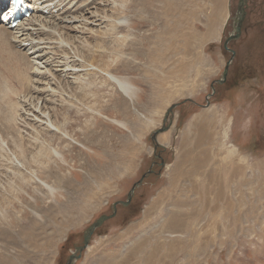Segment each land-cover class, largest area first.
I'll use <instances>...</instances> for the list:
<instances>
[{"label": "rangeland", "instance_id": "1", "mask_svg": "<svg viewBox=\"0 0 264 264\" xmlns=\"http://www.w3.org/2000/svg\"><path fill=\"white\" fill-rule=\"evenodd\" d=\"M83 1L86 0L71 3L75 8L83 6ZM93 2L87 6L89 9H82L86 11L78 10L77 16L85 19L72 24L80 31L74 30L70 35L72 41L88 46L95 53L94 58L79 55L74 42L62 37L59 29L36 27L45 33L29 38L36 39V47L40 39L50 37L52 40H44L40 48L55 53L51 46L64 47L70 54L69 61L77 60L86 66L80 69L82 86L61 92L54 86L46 89L54 93L48 97L53 100L48 106L58 109V122L69 131L74 130L77 140L89 144L91 153L75 144L69 148L67 140L62 144L56 140L53 145L69 157V165L63 168L56 161L49 162L45 153L51 147L50 141L55 140L54 133L47 134L45 125L41 128L37 124L27 134L20 118L19 128L0 135V264H66L74 247L82 244L86 228L101 215L111 214L115 202L126 201L133 185L143 176L146 177L131 205L118 206L117 216L96 231L75 264H104L108 259L126 257L130 259L128 264H133V247L141 241L140 246L149 248V252L161 242L169 245L165 246L166 251L169 247H201L203 253L198 249L192 251L193 256L182 252L172 264H264V23L254 28L249 17L241 37L230 43L236 55L227 84L221 86L215 82L232 55L223 46L232 31V23L224 29L229 0ZM237 4L238 0H231L234 14ZM59 9L44 16L52 17ZM133 19L142 23L135 33L129 28L115 33L111 26L116 23L124 28ZM14 31L17 36L24 33L21 29ZM125 36L128 47L120 51L119 44ZM21 39H26V35ZM0 42V49L7 51L8 56L10 49L15 48L13 60L0 50L1 76L14 69L24 72L27 68L15 65L16 62L21 61L24 66L26 57L43 53L31 54V41L19 46L3 36ZM101 54L113 65L120 62L117 70L121 75L142 82L144 96L140 102H131L111 83L102 84L104 80L98 73L102 68ZM62 66L68 67L64 62ZM93 72L98 74L92 75ZM213 83L215 93L209 98ZM90 85L105 87L101 103L90 97ZM31 91L17 97L11 92L10 106L0 103V110L7 112L10 108L12 113L11 107H15L18 97L19 102L27 97L32 103ZM116 94L120 96L114 97ZM109 98H114V102L107 101ZM188 99L191 101L185 102ZM104 100L106 112L111 113L110 121L98 119L100 123L96 120L99 117L92 116L91 108L101 110ZM41 103L42 100L39 106ZM173 104L181 105L170 117L169 130L158 135L161 146L155 153L152 133L162 127L165 113ZM86 110L90 111L88 119L83 113ZM67 113H72L71 117ZM113 118L124 121L127 128H119ZM3 121L0 120V130ZM21 125L23 129L18 130ZM85 127L91 131L86 137ZM199 129L203 134L202 146L194 139L195 130ZM19 131H24L25 137ZM16 141L28 144L26 148L31 151L27 156L19 154L14 146ZM195 157V165L188 162ZM31 160L39 162L31 167ZM38 174L54 191L35 181ZM173 218L171 229L168 222ZM177 226L181 229H174ZM196 233L202 237L197 238ZM158 257L161 258L159 254Z\"/></svg>", "mask_w": 264, "mask_h": 264}, {"label": "bare ground", "instance_id": "2", "mask_svg": "<svg viewBox=\"0 0 264 264\" xmlns=\"http://www.w3.org/2000/svg\"><path fill=\"white\" fill-rule=\"evenodd\" d=\"M43 3H46L48 4V6L50 7L51 9V13H53V10L56 8V10L58 8H60L57 12L56 15H52V17H47V16H44L45 14L40 11V7L39 6H36L35 4L33 5V8L35 10L34 12V16L32 19H28V20H25V23L22 24V26L20 27L21 31H23L24 33L19 36H17L16 34L18 33H15L14 30H11L10 26L8 25H5L3 23H0V39L5 36V37H8V39L11 40V42L15 43V44H19V46H22L23 43H26V42H30L31 41V45L34 44V40L36 39H29L30 37L33 36V34L37 33L39 35H43L45 32L39 30L41 27L43 28L44 26H46V29L49 27L50 28H53V29H59V32H63V35L62 37H67L69 40L73 39L72 36L70 35L72 32H74V30H76L75 26L73 27L72 24H76L77 22H79V19H82L84 18V16L80 17V16H77V12L78 10H82L84 9L85 7L89 9L90 6H92L94 4V0L90 2V0H86L85 3L84 1L82 3H84V5L82 6H73V4L71 3L72 0H58L56 2V0H42ZM82 1V0H81ZM89 6V7H87ZM65 9V10H64ZM87 9L85 10H82L83 11H86ZM65 12V14H68V15H64L63 13ZM88 12V11H87ZM125 12V11H124ZM123 12V14H124ZM39 13V15H38ZM9 14V13H8ZM7 14V15H8ZM36 18V20H34ZM47 18H49V20H47ZM52 18V20H51ZM196 18V17H195ZM85 19V18H84ZM228 19V18H227ZM125 21H127L126 19H123ZM83 22V21H82ZM140 21L136 20V19H133V20H128V24L125 25V27L123 28V25L120 26L119 24H111L113 30H115V33H117L116 31H119V30H124L125 28H129L131 29L134 33L136 31L139 30L141 24L139 23ZM38 23V24H37ZM10 25V24H9ZM144 25V24H143ZM19 26V25H18ZM36 27L39 29H36ZM79 30V29H77ZM77 30L75 31V33L77 32ZM80 31V30H79ZM49 36L53 33H47ZM81 34V33H80ZM194 34V33H193ZM24 35H26V39H21V37H23ZM47 35V36H48ZM46 37V36H45ZM53 37V35H52ZM34 38V37H33ZM79 39H81L80 37H77ZM124 40L121 41V43L119 44L120 46V51H123L124 49H126L128 46H127V38L126 36L125 37H122ZM39 36H38V40H39ZM5 40V39H4ZM44 40H52L50 37L49 39H40V42L39 44H37V48L33 45L32 49H34L33 53L31 54H36V53H39V52H43L41 53L40 55L37 54L36 56L34 57H26L25 61H26V64H23L21 63V61H19L18 63L16 62L15 65H21L22 68L25 67L27 68L26 70H23L24 72H22V70H18L16 71L14 69V71H9L10 74H7L5 76H1L0 74V103L1 105L3 104L4 105H9L11 104V98H10V94L12 92L13 95H15L16 97L19 96V94L25 92L26 94L27 93H30L29 91L32 89L31 91V96H34V101L32 103H29L31 101V98H29V100L27 99V97H23L20 102L18 100V98H16L15 100V107H11V110L13 111L12 113L9 111L6 112L4 109V111L2 110L3 112V116L0 115V120H4L5 119V122L3 123V126H1L2 130H0V135L1 136H4L6 134H11L10 132L13 131L12 128L13 127H18L19 128V125L17 122L20 121L21 119V123H23L24 127L21 125V128L18 129V130H21V129H25L26 130V133L27 132H30L31 130H34L33 128L36 127L37 124H39L41 127V125H45V127L47 128V134L48 133H54V136H52V139L55 138V140H51L50 141V145L51 147L46 149L47 152L45 153V155H47V160L49 162H54L56 161L57 164L60 165V167H65L69 165V161H68V158L66 157L65 154H63L58 148L60 147H55L53 144L54 142H56V140H58V143L59 144H62L61 142L62 141H68L69 145L68 147L69 148H73L71 147V145L74 146L77 145L78 147L80 146V148L88 151L91 153V150L89 149L88 145L89 144H85V143H82L80 142V140H77V138H79L77 136V138H75L76 136V133H74V130L73 131H69L66 127V125H61L58 121L61 117V115L58 113V109H55V108H50L48 105H50L53 100L51 98H48V97H53L54 93H50L49 89H46L48 87H53L54 88H57V89H60V92H61V89H64L65 91V88H72V87H75V85H81L82 82L84 81L81 77H80V73H81V70L80 69H83L85 68L86 66L83 64V63H80L79 61L77 60H72V61H69V52L66 48L64 47H59L58 46H54L53 44H44L46 45V47L49 45H53L51 46L54 47V50H55V53H50V52H47V49L44 50L43 48H40V44H43L42 42ZM7 41V40H6ZM55 41V40H54ZM72 41V40H71ZM74 41H72L73 43ZM120 41H118L119 43ZM1 43V42H0ZM3 43V42H2ZM5 43V42H4ZM103 43V42H102ZM105 43V42H104ZM14 45V44H13ZM74 45H76V49L80 54H84V56H89L91 55V57H95V53L92 52V50L86 46V45H83L82 43H79L77 44L76 42H74ZM5 45H3L2 47H4ZM12 46V44H11ZM15 47V46H14ZM42 47H44L42 45ZM186 47H187V44H186ZM18 48V47H17ZM51 48L49 47V49L51 50ZM1 50V49H0ZM9 50V49H8ZM12 53L11 56H8L7 54V51H4L3 49L1 50V52L6 56L7 59L12 60L15 59L14 58V53L12 51V49H10ZM18 51V50H17ZM20 51V50H19ZM117 51V50H116ZM119 51V50H118ZM15 52V51H14ZM113 52V51H112ZM187 52V51H186ZM18 53V52H17ZM51 54V57H50V54ZM64 53L66 55H64ZM27 54V53H26ZM64 55L63 57L61 56ZM18 56V55H17ZM23 56V54L21 55ZM30 56V55H29ZM83 56V55H82ZM83 56V57H84ZM186 55H184L185 57ZM82 57V58H83ZM103 57H105L104 54H101L100 55V61H99V68L101 70L98 71L99 76L101 78H103L104 81H102V84H108V83H111L115 86H117L120 90H122L125 95L127 96V98L131 101V102H140L142 99H143V89L140 85V83L142 84L141 81H139L138 78H130L128 76L124 77L123 75H121L122 73H120L117 68H118V63H116L115 65H113V63H110L108 62V60H104ZM183 57V58H184ZM1 58V57H0ZM85 58V57H84ZM186 58V57H185ZM5 59V60H7ZM23 59V58H22ZM71 59V58H70ZM1 60V59H0ZM8 61V60H7ZM18 61V60H17ZM11 62V61H10ZM23 62V61H22ZM65 63L68 67L66 66H62V63ZM6 63V61H5ZM14 63V62H13ZM12 63V64H13ZM9 64V63H7ZM6 64V66H7ZM11 64V63H10ZM54 64H56V66H54ZM122 64V63H121ZM44 65V66H43ZM2 66V65H1ZM14 66V65H13ZM56 67V68H52V67ZM17 67V66H16ZM1 68V67H0ZM8 68V67H7ZM11 68V67H10ZM13 68V67H12ZM15 68V66H14ZM19 68V67H17ZM183 70L185 69V67H182ZM6 69V68H5ZM9 69V68H8ZM4 70V69H3ZM2 70V71H3ZM1 71V70H0ZM98 73H95V74H98ZM94 72L92 75H95ZM124 74V73H123ZM126 74V73H125ZM124 74V75H125ZM86 76V75H85ZM52 77V78H50ZM107 79H106V78ZM183 77V76H182ZM197 77V76H196ZM7 78V79H6ZM16 83V84H14ZM12 85L14 86V89L16 87L15 90H12ZM16 85V86H15ZM110 85V84H109ZM144 85V84H143ZM82 86V85H81ZM89 90L92 92V96L90 97H95V103H101L103 101V98L102 96L105 95V87L104 86H100V87H96V88H92V86L90 85L89 86ZM68 90V89H67ZM66 90V92H67ZM73 90V89H72ZM49 92V93H48ZM59 92V91H57ZM63 92V91H62ZM75 94H76V91L74 90ZM46 93L49 94V96L45 97L46 96ZM65 93V92H64ZM82 96H86L85 94H80ZM120 95L116 94V96L114 97H118ZM7 97V98H6ZM55 97V96H54ZM42 100V103H41V106H39L40 104V101ZM67 100V99H66ZM107 101L109 102H114V98H109ZM106 100H104V102L102 104H100V108L101 110H93L94 108L92 107L91 108V113L93 114L92 116L93 117H99L97 118L96 120L99 121L98 119H102V120H109L110 121V115L111 113L109 112H106L107 110V106L105 105L107 103ZM13 103V102H12ZM34 105V106H32ZM1 107V106H0ZM6 107V106H5ZM13 108V109H12ZM0 110V111H1ZM90 110V109H88ZM84 111V115L86 116L85 118L88 119L90 117V111ZM121 111V110H120ZM1 112V113H2ZM78 113V111L76 112ZM109 113V114H108ZM121 113V112H120ZM68 114V117H71V114L72 113H67ZM94 114H97V115H94ZM79 115V114H78ZM78 117V116H76ZM115 117V116H114ZM20 118V119H19ZM54 118V120H53ZM59 118V119H58ZM113 123L117 124L118 127L120 128L121 127H125L127 128V125L126 123H124V121L122 122L121 120H117V119H112ZM75 121V120H74ZM101 123V121H99ZM196 126V128H198L197 126L198 125H194ZM23 127V128H22ZM38 127V128H39ZM77 127V126H76ZM42 128V127H41ZM44 128V127H43ZM8 129V130H7ZM87 129V127L84 128V131ZM45 130V129H44ZM24 131H19L20 134H22L24 137L25 135L23 134ZM33 132V131H32ZM43 132V131H42ZM90 129L86 130L84 135L86 137V134L87 133H90ZM195 143H197V145L199 146H202L200 143L203 141V134L201 133L200 129L199 130H195ZM36 133V132H35ZM78 133V132H77ZM28 134V133H27ZM41 134V133H40ZM21 135V136H22ZM33 135V134H32ZM31 135V136H32ZM39 135V134H38ZM53 135V134H52ZM43 136V135H42ZM13 137L11 136L10 139H12ZM28 138V137H27ZM30 138V137H29ZM33 138V137H32ZM35 138V136H34ZM45 138V137H44ZM47 138V137H46ZM6 139V138H5ZM95 140V138H93ZM41 140V139H40ZM92 140V139H91ZM4 141V140H3ZM2 141V142H3ZM30 141V140H29ZM33 140L31 139V142ZM86 141V140H85ZM93 141V140H92ZM11 142V141H10ZM14 142V141H13ZM34 142V141H33ZM37 142L38 139H37ZM78 143V144H77ZM3 144V143H2ZM9 144V142H8ZM33 144V143H32ZM43 144V143H42ZM28 145V144H27ZM25 143H21L19 141H16L15 143V147L18 149V152L20 155H22L23 157L24 156H27V154L31 151L28 148H26L27 146ZM57 145V143H56ZM66 145V144H65ZM205 145V144H203ZM13 146V147H14ZM206 146V145H205ZM0 148L1 145H0ZM31 148V147H30ZM68 148V149H69ZM199 148V147H198ZM5 149V148H4ZM11 150V149H10ZM97 150V149H96ZM12 153H13V150H11ZM80 151V150H78ZM8 152V151H7ZM194 152V151H193ZM192 152V153H193ZM32 154V153H31ZM43 154V153H42ZM191 154V153H190ZM31 156V155H30ZM193 156V155H192ZM195 156V154H194ZM197 156V155H196ZM13 157V156H11ZM18 157V156H16ZM37 157V156H36ZM45 157V156H44ZM27 158V157H26ZM30 158V157H29ZM190 158V157H189ZM8 159V158H7ZM6 159V160H7ZM10 159V158H9ZM12 159V158H11ZM24 159V158H23ZM28 159V158H27ZM196 159L197 157L195 158H192V159H188V162H191L192 164L196 163ZM18 160V159H17ZM21 160V159H19ZM25 161V160H24ZM34 161V162H33ZM4 162V161H3ZM23 162V161H22ZM31 162V163H30ZM35 162H39L38 160H31V161H28V163L30 165L28 166H31L33 167V164ZM21 163V162H20ZM33 163V164H32ZM44 163V162H43ZM42 163V165H43ZM47 163V161L45 162ZM24 164V162H23ZM41 164V163H40ZM45 165V164H44ZM52 166V164H51ZM50 166V167H51ZM59 167V169H60ZM17 168V167H16ZM20 168V167H18ZM17 168V169H18ZM26 168V167H24ZM22 168V169H24ZM27 169V168H26ZM35 169V168H32V170ZM28 170V169H27ZM50 170V169H49ZM53 170V169H52ZM62 170V168L60 169ZM21 172V171H20ZM23 172V170H22ZM21 172V173H22ZM31 172V171H30ZM40 172V171H39ZM45 172V171H44ZM43 172H40V174L42 175ZM36 174V173H35ZM30 175H33L32 172L30 173ZM22 176V175H21ZM37 176V175H36ZM25 177V176H24ZM36 178V177H35ZM25 180V179H24ZM209 180V179H208ZM27 181V179H26ZM38 183H40L42 186L44 187H47L46 189L50 188L52 191H54V189L52 187L49 186V184L47 182L44 181V179L42 178V176L40 177V175L38 174L36 180ZM25 182V181H24ZM28 182V181H27ZM36 182V183H37ZM32 183V182H31ZM34 183V184H36ZM52 194V193H51ZM207 198V197H206ZM204 201V200H203ZM154 208V207H153ZM213 210V209H212ZM156 211V210H155ZM2 216H4V214L2 213ZM177 217V216H176ZM184 217V216H183ZM181 217V218H183ZM178 219V218H177ZM173 220L174 218L168 222V226L169 228H171V225L173 223ZM184 220V219H183ZM181 222V221H179ZM185 222V221H184ZM182 222V223H184ZM214 222V221H213ZM176 223V222H175ZM198 223V222H197ZM180 224V223H178ZM189 224V223H188ZM215 224V222H214ZM164 226V225H163ZM167 226V225H166ZM189 226V225H188ZM187 227V226H186ZM141 229V228H140ZM167 229V228H166ZM173 229V228H171ZM174 229H181L179 228V226L175 227ZM165 230V229H164ZM186 230V229H185ZM170 232V230H168ZM184 232V231H183ZM182 232V233H183ZM208 232V231H207ZM170 233H176L175 231H171ZM194 233V232H192ZM162 234V233H161ZM198 234V233H196ZM181 235V234H180ZM202 234H198L197 235V238H199ZM183 236V235H182ZM202 237V236H201ZM196 238V237H195ZM196 238V239H197ZM186 239V238H185ZM191 239V238H190ZM149 239H147L146 241H148ZM198 240V239H197ZM174 241V240H173ZM178 241V240H177ZM195 241V240H194ZM203 241V240H202ZM142 242L141 241L140 243H138V246H134L132 251L133 254H135L136 258H133L134 256H132L131 254V257L133 259H135V262L133 264H172L171 261H173L174 259H177L176 257H178L182 252H186L190 255L193 256V250H196L198 249L200 253H203L201 247L199 245L196 244V246H194L192 249L189 248V246H185L183 247L182 250H178L177 247L176 249L174 247L170 248L169 247V250L166 251V247L165 246H169L168 244H165V243H162L159 244V247L157 248H153L154 250L153 251H150L149 252V248L147 247H141L140 245H142ZM162 244H165L164 245V248ZM147 245V244H146ZM171 245V244H170ZM181 245V244H180ZM150 246V245H149ZM148 246V247H149ZM182 248V247H181ZM147 249V252H145L144 250ZM205 250V249H204ZM129 254V253H128ZM158 254L161 258L158 257ZM198 254V253H197ZM129 258H122L121 260L120 259H108L107 262H105L104 264H128L129 263ZM189 260V259H188ZM131 263V262H130ZM132 264V263H131Z\"/></svg>", "mask_w": 264, "mask_h": 264}, {"label": "water", "instance_id": "3", "mask_svg": "<svg viewBox=\"0 0 264 264\" xmlns=\"http://www.w3.org/2000/svg\"><path fill=\"white\" fill-rule=\"evenodd\" d=\"M247 0H238V5H237V10L235 12V16L232 15V6H231V0H229V4H228V8H229V16L227 19V22L225 23V29L227 28L228 24L230 21L233 22L232 25V32L229 34V36L226 38V40L224 41V49L227 50L228 52H230L232 55L229 59V61L226 63V66L224 68L223 74L221 76V78L219 80H217L215 83H218L220 85L226 84L227 80H228V76H229V71H230V66L232 65V62L234 61L236 52L230 48V43L232 41H236L238 40L241 35H242V29H243V24L245 22L246 19V9H247ZM212 84V94L209 95V98L212 97L215 93V87L214 84ZM187 101H191V99L186 100ZM182 104V103H181ZM181 104H173L170 108H168V110L165 113L164 116V120H163V124L162 127L155 130L152 133V140L155 144L154 147V152L156 153L157 150L160 148L161 144H159L158 142V135L164 132H167L171 126V116L173 115L174 109H176L178 106H180ZM210 104V101H207V105ZM158 157V155H155ZM164 163L161 164V166H163ZM151 172V171H150ZM146 176H143L141 180H139L138 182H136L133 187L131 188V190L129 191L128 195H127V199L126 201H117L113 204L112 206V213L111 214H103L101 215L99 218H97L95 220V222H93L90 226H88L86 228V230L83 233V242L82 245L76 246L75 250L71 253V255L68 257L66 264H75L78 260L81 259L84 251L87 250V248L90 245V242L92 240V237L94 236V234L96 233V231L101 228L105 223H107L108 221L114 219L117 216L118 213V206L121 207H129L133 197L136 193V190L142 185L144 178Z\"/></svg>", "mask_w": 264, "mask_h": 264}, {"label": "crops", "instance_id": "4", "mask_svg": "<svg viewBox=\"0 0 264 264\" xmlns=\"http://www.w3.org/2000/svg\"><path fill=\"white\" fill-rule=\"evenodd\" d=\"M263 17H264V6H259L257 8V10L254 11V15L251 17L253 19V22L256 25V28L260 27L262 25V23H264V22H262L264 20ZM248 19H249V17H248ZM259 24H260V26H259ZM263 27H264V24L262 26V29H264Z\"/></svg>", "mask_w": 264, "mask_h": 264}, {"label": "flooded vegetation", "instance_id": "5", "mask_svg": "<svg viewBox=\"0 0 264 264\" xmlns=\"http://www.w3.org/2000/svg\"><path fill=\"white\" fill-rule=\"evenodd\" d=\"M259 2H256V0H247L248 3V7H247V18L252 16V12H253V8L254 6H264L262 2H260V0H258ZM236 12V11H235ZM264 18V17H263ZM264 22V20L262 21ZM232 26V25H231ZM233 30V29H232ZM227 84V83H226ZM225 84V85H226ZM222 86V85H221Z\"/></svg>", "mask_w": 264, "mask_h": 264}]
</instances>
